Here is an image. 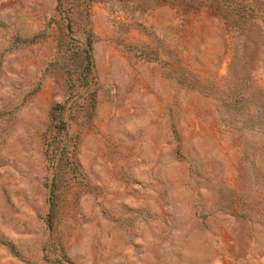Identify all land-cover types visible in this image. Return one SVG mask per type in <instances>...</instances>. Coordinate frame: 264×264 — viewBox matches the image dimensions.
<instances>
[{"label": "rangeland", "instance_id": "rangeland-1", "mask_svg": "<svg viewBox=\"0 0 264 264\" xmlns=\"http://www.w3.org/2000/svg\"><path fill=\"white\" fill-rule=\"evenodd\" d=\"M0 264H264V0H0Z\"/></svg>", "mask_w": 264, "mask_h": 264}, {"label": "trees", "instance_id": "trees-1", "mask_svg": "<svg viewBox=\"0 0 264 264\" xmlns=\"http://www.w3.org/2000/svg\"><path fill=\"white\" fill-rule=\"evenodd\" d=\"M88 44H90V43H88ZM85 58H86V69H85V71H86V73H90L91 72V67H90V61H89V59H88V55H87V51L85 52ZM85 78V77H84ZM84 81V84L86 83L85 81H86V79H84L83 80ZM60 109V106H53L52 108H51V122L53 123V124H55V125H59L60 123H61V121L59 120V119H57V116H56V114H55V112L56 111H58ZM58 127V126H57Z\"/></svg>", "mask_w": 264, "mask_h": 264}]
</instances>
